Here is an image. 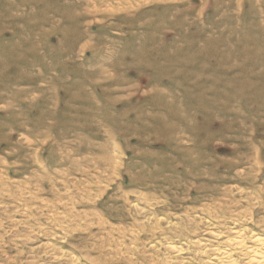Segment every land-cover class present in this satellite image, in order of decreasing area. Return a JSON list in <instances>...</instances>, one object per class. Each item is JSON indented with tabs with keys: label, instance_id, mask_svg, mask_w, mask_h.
Segmentation results:
<instances>
[{
	"label": "rangeland",
	"instance_id": "rangeland-1",
	"mask_svg": "<svg viewBox=\"0 0 264 264\" xmlns=\"http://www.w3.org/2000/svg\"><path fill=\"white\" fill-rule=\"evenodd\" d=\"M239 235L264 0H0V264H250Z\"/></svg>",
	"mask_w": 264,
	"mask_h": 264
},
{
	"label": "bare ground",
	"instance_id": "bare-ground-1",
	"mask_svg": "<svg viewBox=\"0 0 264 264\" xmlns=\"http://www.w3.org/2000/svg\"><path fill=\"white\" fill-rule=\"evenodd\" d=\"M251 235H252V233H251ZM253 236H254V234H253ZM252 238H251V240H252ZM226 245H227V247L225 246L226 247L225 249H223L222 251L219 250L220 252L218 251L219 253L217 255L219 256V261L233 262L235 260L234 259L235 257L234 258L232 257V256H234V255H232V251L238 246L240 249H242L244 251L246 250V253L249 252V255H250V262L249 263L250 264L251 263L255 264V263L264 262V239L261 237H256L254 239V244L251 245L250 247L246 245V243L244 242V239H243V237H241V235H239L235 239L228 240ZM239 263H240V261H239ZM240 264H242V263H240Z\"/></svg>",
	"mask_w": 264,
	"mask_h": 264
}]
</instances>
